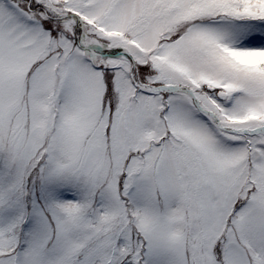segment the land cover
<instances>
[{"label": "snow or ice", "instance_id": "6c2138e0", "mask_svg": "<svg viewBox=\"0 0 264 264\" xmlns=\"http://www.w3.org/2000/svg\"><path fill=\"white\" fill-rule=\"evenodd\" d=\"M0 264H264V0H0Z\"/></svg>", "mask_w": 264, "mask_h": 264}]
</instances>
